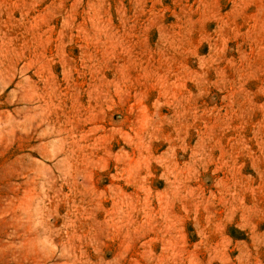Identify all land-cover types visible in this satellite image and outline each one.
<instances>
[{
	"label": "rangeland",
	"instance_id": "rangeland-1",
	"mask_svg": "<svg viewBox=\"0 0 264 264\" xmlns=\"http://www.w3.org/2000/svg\"><path fill=\"white\" fill-rule=\"evenodd\" d=\"M0 264H264V0H0Z\"/></svg>",
	"mask_w": 264,
	"mask_h": 264
}]
</instances>
